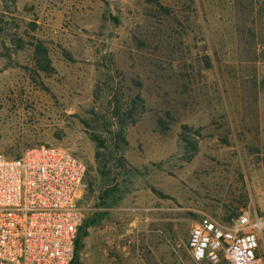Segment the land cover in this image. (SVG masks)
<instances>
[{
	"label": "rangeland",
	"instance_id": "374dc122",
	"mask_svg": "<svg viewBox=\"0 0 264 264\" xmlns=\"http://www.w3.org/2000/svg\"><path fill=\"white\" fill-rule=\"evenodd\" d=\"M136 95L103 176L83 121L110 139L114 98ZM39 145L86 166L71 264H212L191 257L193 223L264 221V0H0V155Z\"/></svg>",
	"mask_w": 264,
	"mask_h": 264
},
{
	"label": "built area",
	"instance_id": "2783aa9c",
	"mask_svg": "<svg viewBox=\"0 0 264 264\" xmlns=\"http://www.w3.org/2000/svg\"><path fill=\"white\" fill-rule=\"evenodd\" d=\"M85 164L67 148L39 145L17 158L0 155V264H71L81 225ZM264 221L241 214L229 225L205 216L191 225L194 261L263 264Z\"/></svg>",
	"mask_w": 264,
	"mask_h": 264
},
{
	"label": "trees",
	"instance_id": "16d2710c",
	"mask_svg": "<svg viewBox=\"0 0 264 264\" xmlns=\"http://www.w3.org/2000/svg\"><path fill=\"white\" fill-rule=\"evenodd\" d=\"M34 56L36 57V63L41 69L47 70L50 67V61L41 45H36L34 47ZM114 101L115 103L110 112L109 119L112 122L111 126H115L116 128L115 131L111 132L112 137H110V139L107 137L106 134L98 132L100 129L103 128V126H110L106 123L104 117H99L96 114H92L90 120L83 121L86 128L90 130L88 135L95 145L94 162L96 164L97 171L103 176L108 173L111 161L116 160L117 157V162L120 163V165L124 163L122 148L127 144L125 139V129L128 126L135 124L145 111L144 101L139 95H136L132 98H128L125 101H122L115 97ZM104 130H108V128ZM186 131L187 126H184L182 141L191 147V150L189 151V157L187 158L191 159L197 151V146L196 143L190 142L188 138L185 137ZM102 199L106 200V197ZM80 239L81 236L78 231V236L75 244L76 256L79 248Z\"/></svg>",
	"mask_w": 264,
	"mask_h": 264
}]
</instances>
